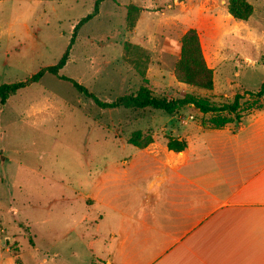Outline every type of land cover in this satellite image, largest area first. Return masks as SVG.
Masks as SVG:
<instances>
[{
    "label": "rangeland",
    "instance_id": "rangeland-1",
    "mask_svg": "<svg viewBox=\"0 0 264 264\" xmlns=\"http://www.w3.org/2000/svg\"><path fill=\"white\" fill-rule=\"evenodd\" d=\"M142 4H148L147 13ZM93 8V0H0V84L25 81L55 65L74 27ZM228 14L218 0H105L99 14L76 32L59 76L78 81L103 102L136 94L141 86L158 97L188 95L209 105L231 104L244 93L236 113L203 114L193 105L172 116L154 109L102 108L50 73L0 100V264L89 263L97 234L96 223L83 220L96 206L88 196L108 194L94 176L131 157L138 148L131 139L151 136L147 147L158 151L170 138L237 125L256 107V91L247 93L239 83L247 79L251 91L261 86L264 41L251 52L240 37L252 28L264 39V19L258 24L254 17L245 22ZM189 29L196 30L213 70L212 90L176 75L181 39ZM253 63L254 72L244 68ZM97 210L111 213L104 206Z\"/></svg>",
    "mask_w": 264,
    "mask_h": 264
},
{
    "label": "crops",
    "instance_id": "crops-1",
    "mask_svg": "<svg viewBox=\"0 0 264 264\" xmlns=\"http://www.w3.org/2000/svg\"><path fill=\"white\" fill-rule=\"evenodd\" d=\"M218 1L228 11L227 1ZM250 2L252 22L259 24L264 0ZM142 5L147 13L148 4ZM252 33L249 28L240 37L251 52L264 41ZM253 66L244 68L254 72ZM246 81L242 89L257 92L264 75L256 90ZM256 103L237 125L182 135L187 146L181 152L167 145L137 148L127 160L101 168L95 181L108 194L89 195L96 206L83 217L96 223L97 234L87 264H264V95Z\"/></svg>",
    "mask_w": 264,
    "mask_h": 264
},
{
    "label": "trees",
    "instance_id": "trees-1",
    "mask_svg": "<svg viewBox=\"0 0 264 264\" xmlns=\"http://www.w3.org/2000/svg\"><path fill=\"white\" fill-rule=\"evenodd\" d=\"M93 12L82 18L74 27L73 36L67 50L58 60L55 65L48 66L25 81H19L10 84H0V100L5 102L10 96L17 93L26 86L38 82L46 73L59 76V72L64 68L69 60V51L73 45L76 32L78 29L91 18L99 14L100 4L105 0H93ZM228 12L236 20L248 21L254 12L253 5L249 0H228ZM176 75L186 84L193 85L199 88L212 90L214 87L213 70L208 67L203 56L200 39L195 29H189L181 39V58L177 64ZM61 79L70 82L73 87L81 94L88 98H92L102 108H134V109H154L160 110L168 115L177 114L182 108L193 105L201 113H221L229 112L236 113L240 108V101L244 98V94H236L231 104L209 105L201 99H196L192 96H184L180 98L158 97L145 86H141L136 94L124 95L119 97L114 102H103L94 96L84 85L78 81L59 76ZM248 93V92H247ZM257 97L264 95V82L258 92ZM153 142L151 136H147L144 140L131 139V144L138 148H145ZM167 148L170 151L181 152L187 144L183 140L170 138L167 141Z\"/></svg>",
    "mask_w": 264,
    "mask_h": 264
}]
</instances>
